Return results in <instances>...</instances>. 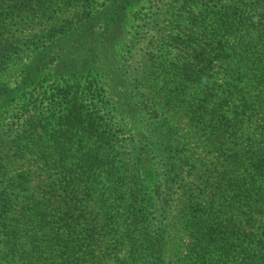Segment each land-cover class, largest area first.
Instances as JSON below:
<instances>
[{"label": "trees", "instance_id": "trees-1", "mask_svg": "<svg viewBox=\"0 0 264 264\" xmlns=\"http://www.w3.org/2000/svg\"><path fill=\"white\" fill-rule=\"evenodd\" d=\"M13 1L24 7L18 8L19 16L27 11L42 17L57 10V0ZM63 1L69 6L78 0ZM101 1L102 15L113 16L111 22L121 19L133 2ZM177 3L179 9L197 7L208 12L212 22L202 30L208 31L209 37L204 35L206 41L200 44L187 37L182 42L185 47L179 48L185 57L169 61L172 52H167L157 67L161 66L163 79L177 87L192 124L216 149L221 162L211 170L213 180L206 196L191 198L186 264H264V241L248 232L255 215H264V27L260 22L264 10L256 15L238 6L219 5L223 0ZM87 7L82 16L70 20L72 28L54 37L56 45L69 40L81 24H93L94 15ZM14 11L9 6L4 12L0 5V18ZM180 38L178 35L172 44ZM48 45H36L25 57L23 52H8L0 58L4 59L0 70L18 65L22 75L18 89L0 92L4 107L17 104L23 111L35 93L42 94V101L35 106L38 122L25 120V129L19 131L3 129L0 153L7 149L3 140L12 132V158L31 156L54 170L58 180L51 189L40 184L32 187L23 176L14 184L1 169L0 206L11 207L13 199L22 203L26 237L40 242V260L47 264H104L107 255L93 254L101 251L95 228L106 232L105 238L111 232L114 247L123 252V259L116 264H172L167 258L165 224L170 193L159 188L174 184L186 164L180 140L169 123L153 125L151 130L148 127L153 140L150 150L159 161L165 156L170 160L162 162L168 174H160L159 169L151 172L138 151L136 169H123V158L115 150L117 127L121 129L126 116L136 112V103L130 101L128 107L114 104L98 85L97 73L91 69L97 52H88L87 60L85 56L81 59L76 48L49 56ZM47 122L52 130L46 129ZM90 208L97 211L94 225L80 229V220ZM19 227L18 218L1 217L0 232L14 234L8 240L0 237V251L2 247L12 251L25 236ZM79 234L87 236L84 241L92 238L94 252ZM0 263L13 264L9 259Z\"/></svg>", "mask_w": 264, "mask_h": 264}, {"label": "rangeland", "instance_id": "rangeland-1", "mask_svg": "<svg viewBox=\"0 0 264 264\" xmlns=\"http://www.w3.org/2000/svg\"><path fill=\"white\" fill-rule=\"evenodd\" d=\"M88 1L78 0L67 6L63 0H57L54 6L56 11L37 17L27 11L19 16L17 15L20 12L19 4L13 0H3L0 5L4 12H8L9 6L15 11L13 14H4L3 19L0 18L2 20L0 58L8 52H21V54L23 52L22 56L25 57L29 49L33 50L36 45L44 43L51 46L48 51L49 56H58L76 48L81 59L85 56L87 60L88 52L89 54L97 52L95 59L92 60L91 69L97 73L98 85L105 89L108 98L114 104L128 107L130 101L136 103V112L126 116L121 129L117 127L119 132L115 150L118 151V156L123 158V169L127 171L136 169L135 160L138 151L141 153L140 158L143 159V163L151 172L159 169L160 174L165 176L168 174V171L162 168V162H170L168 156H165L163 161H159L156 153L150 150L153 141H150V130L153 125L166 126L164 122L169 123L171 130L175 132L174 137L180 140L179 144L186 157V164L174 184H164L159 188L170 193L165 220L168 231L166 250L167 258L172 264H186L185 248L190 234L188 224L191 198L198 196L202 199L206 196V190H210L213 180L211 170L213 166L220 167L221 162L216 149L205 140L199 128L192 124L185 104L177 94V87L163 79L162 74L160 75L161 66L157 67V65L162 60L161 56L167 52H172L169 61L185 57L179 54V48L185 47L182 42L187 40V37L194 44L204 43L206 41L204 35L209 37V33L202 30V27H207L212 19L208 12L196 9L197 7L179 9L177 0H133L121 19L111 22L113 16L102 15L101 0H92L91 7H87ZM224 4L226 7L233 6L234 9L238 6L250 13L256 12V15L264 10V0H223L219 5ZM86 7L94 15L93 24L89 26L81 24L76 33L68 36L69 40L56 45L57 39L54 37L59 32L72 28L70 20L82 16ZM191 12H193L192 18H190ZM191 20L194 23H190ZM260 22L264 27V16L261 17ZM178 35L181 38L172 44ZM87 41L89 43H86ZM188 51L193 55L191 48ZM3 61L4 59H0V64ZM0 73V92L8 94L21 86L20 66L10 65L5 72L0 70ZM40 101L42 94L35 93L33 98L26 102L23 111L17 104L7 108L0 102V132L3 129L23 130L25 129L23 122L27 123L29 119L37 123L40 118H35L37 114L35 106ZM152 112L155 115H152ZM105 117L109 116L105 115ZM45 123V120H42L41 124ZM45 127L52 130L48 122ZM13 137L10 132V137L3 140L7 149L0 153V170L8 172L14 184L19 181V176H23L32 187L40 184L44 188L50 186L51 189L53 181L58 180L57 173L49 169L48 165L36 162L31 156L19 160L13 159L14 151L9 147L12 146ZM160 184L161 180L156 183L157 188ZM171 185L174 186L168 188ZM159 196L161 198V195ZM21 205L19 200L13 199L11 207L0 206V219L1 217L18 218L19 228L25 234L26 227L20 215ZM96 212L94 208L85 210L80 220V229L94 225ZM75 215L77 216V213ZM253 220L248 232L261 237L264 241V215L257 214ZM94 233L101 251L94 252L91 237L84 241L87 236L80 234L79 236L94 255L97 257L107 255L104 264H116L123 259V252L117 250L110 239L113 238L110 236L111 232L107 238H105L106 232H100L98 228L94 229ZM13 234L14 232L6 236L0 232V237L4 236V240H8ZM39 245L40 242L30 241L25 234L22 239L17 240L14 251L2 247L0 261L9 259L13 264H47L48 262L40 260V253L37 250Z\"/></svg>", "mask_w": 264, "mask_h": 264}]
</instances>
